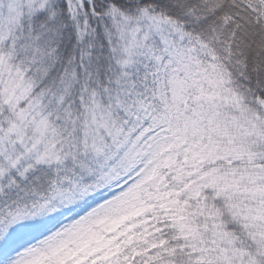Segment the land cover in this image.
Returning a JSON list of instances; mask_svg holds the SVG:
<instances>
[{"label":"snow or ice","instance_id":"snow-or-ice-1","mask_svg":"<svg viewBox=\"0 0 264 264\" xmlns=\"http://www.w3.org/2000/svg\"><path fill=\"white\" fill-rule=\"evenodd\" d=\"M0 264H264V0H0Z\"/></svg>","mask_w":264,"mask_h":264}]
</instances>
